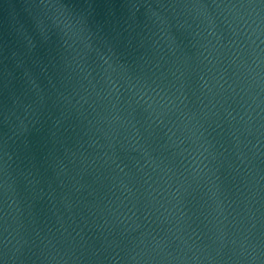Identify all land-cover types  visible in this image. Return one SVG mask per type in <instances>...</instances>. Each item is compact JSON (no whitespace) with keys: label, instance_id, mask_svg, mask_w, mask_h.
Masks as SVG:
<instances>
[{"label":"water","instance_id":"water-1","mask_svg":"<svg viewBox=\"0 0 264 264\" xmlns=\"http://www.w3.org/2000/svg\"><path fill=\"white\" fill-rule=\"evenodd\" d=\"M0 264H264V0H0Z\"/></svg>","mask_w":264,"mask_h":264}]
</instances>
